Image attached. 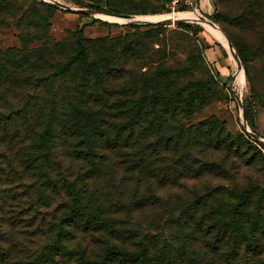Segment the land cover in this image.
Masks as SVG:
<instances>
[{"label": "rangeland", "instance_id": "1", "mask_svg": "<svg viewBox=\"0 0 264 264\" xmlns=\"http://www.w3.org/2000/svg\"><path fill=\"white\" fill-rule=\"evenodd\" d=\"M94 2L0 0V8H4L0 13V76L2 79L10 78L5 86L10 88L9 91L6 92L5 88L1 90L6 96V101H2L0 107L4 106L5 110L12 111L22 109L25 96L32 92V86L27 87L25 83L32 74L52 80L53 86L43 87L45 92L52 94L59 91L64 94L65 83H59L58 77L52 73L56 63L64 60L66 50H56L57 53L54 51L51 54L54 43L67 42L73 46L80 30L86 39L130 37V40L139 43L138 50L125 51L122 47H117L119 49L113 51L116 62L122 68L138 70L142 64H146L148 66H143L142 70L153 71L155 66L149 65L153 62V65L162 63L166 67L181 70L172 82L175 89H182L183 94L193 89L196 81L205 82L204 92L209 103L187 117L170 120L168 125L190 127L210 120L209 130L206 131L209 135L205 141L207 145L212 143V147L205 151L192 150L190 155L198 162L196 170L203 163L216 166L211 172H205L197 178L192 175L184 176L174 164V155L162 153L153 156L149 161L163 167H172L170 171L162 172L166 173V182L161 185L157 179L145 178L136 192V175L125 171L123 167L117 169L114 163L108 162L98 169L91 170L87 165L85 167L79 163H73L71 166L67 160L65 165L67 168L72 167L71 171L75 172V176L80 173L89 179L94 174L93 180L99 179L97 183L94 182L92 190L97 193L99 204L106 210V216L116 221V226L122 229L120 235L109 234L106 237L97 235L95 230L77 229L73 232L74 238L69 241L71 247L84 249L87 254L98 256L106 243L112 241L120 240L130 248H134L144 237H147V241L153 238L162 242L173 220L194 222L192 217L203 216L206 224L202 230H206L207 224H213L209 220L212 212L223 214L221 207L226 201L234 198V194L252 186L264 189V148L257 150L243 146L241 149L229 151L226 145L214 146L219 142L218 145L228 142V133L234 137L244 135L249 139L246 110L252 114V122L248 124L250 130L263 136L257 120L264 131V0H218L217 5L212 0L215 8L213 13L209 15L201 12L217 26L224 39L215 35L197 18L186 16L187 19L180 17L179 20L152 24L135 21L136 17L194 12V8L182 6L184 0L176 5L172 0H101L104 4L102 11L108 12L106 9H109V6L106 4L110 3L112 9L130 12H108L127 16L126 20L122 21L107 20L99 15L96 17L75 11L91 8ZM143 9H148L149 13H138ZM163 10L166 12L161 13ZM154 12L157 15L151 14ZM180 23L189 24L192 29L184 30ZM155 24L159 26L157 29H154ZM195 30L199 31L195 33ZM27 34L39 36V39L30 45V49H45V61L37 60L32 67H29L31 63H27L29 57L23 50L21 39L22 35ZM228 40L239 56L240 66L230 50ZM151 41H154V44L150 45ZM212 49L222 51L223 57H227L234 66L230 77L222 76L216 61H212ZM242 56L248 60L254 87L246 75ZM20 64L25 65L21 67ZM208 79L210 82H206ZM161 82H150L148 88L167 91V79H161ZM236 97H239L242 108ZM39 123L29 122L25 126L33 125L34 129L42 126L37 125ZM218 123L224 127L220 136V130L216 128ZM213 130L215 132H211ZM12 131L9 133H13ZM4 137L7 142H0V225L8 233L4 239L7 240L6 246L10 250L9 258L4 264H29L37 260L42 250L54 242L50 227L60 223L61 217L70 206V197L65 191L52 188L43 190V180L35 176L33 170L25 164L29 161L28 153H20L23 156L21 161L14 156L20 148L24 149L29 145L18 143L19 140L8 143V137ZM159 137V132H156L146 140L155 141ZM2 139L3 137H0V140ZM8 148L12 151H7ZM157 158L162 161H157ZM55 178L61 180L62 176L55 174ZM152 193L160 196L158 203L152 204ZM196 201L199 202L198 207L194 205L197 208L191 205ZM230 251V245L222 246L221 253ZM252 254L248 253L249 258ZM189 256L190 261L197 258L195 254L190 253ZM259 258L263 259V263L259 264H264V255ZM79 262L75 258L65 257L59 264H80Z\"/></svg>", "mask_w": 264, "mask_h": 264}, {"label": "trees", "instance_id": "2", "mask_svg": "<svg viewBox=\"0 0 264 264\" xmlns=\"http://www.w3.org/2000/svg\"><path fill=\"white\" fill-rule=\"evenodd\" d=\"M94 1L91 8L104 10L101 0ZM214 2L218 4V0ZM106 6H109L106 9L108 12L130 13L112 9L110 3ZM182 6L187 7L185 4ZM3 9L0 8V13ZM164 12L166 10L161 11ZM138 13L146 15L149 10L143 9ZM179 25L184 30L192 29L186 23ZM154 26V29L159 27L158 24ZM197 31L199 30H195V33ZM158 35L157 32L156 36ZM229 37L234 44L230 34ZM21 39L23 50L29 57L27 63L32 64L29 67L34 66L37 60L45 61V49H30V45L39 36L27 34L22 35ZM117 47H122L125 51L140 48L139 43L130 40V37L86 39L82 30L73 46L67 42L54 43L51 54L56 50H66L64 60L56 63L52 73L58 77L59 83H65L64 94L59 91L52 94L45 92L43 87L53 86L52 80L32 74L25 82L27 87L32 86V92L25 96L22 109L12 111L5 110L4 106L0 107L3 109L0 110V137H3L0 142L5 143L6 136L8 143L19 140L18 143L28 144L29 146L20 148L14 154L15 158L21 161L23 156L20 153L27 152L29 161L25 164L33 170L35 176L43 180V190L52 188L65 191L70 197V206L60 223L50 227L54 242L42 250L37 260L29 264H59L65 257L75 258L80 264L263 263V259L259 257L264 255V189L260 190L257 186L234 194V198L221 207L223 214H215L210 209L212 214L209 220L213 224H207L206 230H202L206 224L205 218L195 215L191 218L194 222L173 220L162 242L153 238L147 241V237H144L134 248H130L120 240L112 241L106 243L98 256L69 245V241L74 238L73 232L77 229L95 230L97 235L103 237L109 234L120 235L122 229L116 226V221L106 216L97 193L92 190L94 182L97 183L99 179L94 181V174L89 179L80 173L75 176V172L71 171L72 167L67 168L65 165L67 160L71 166L79 163L81 166L87 165L91 170L108 162L114 163L117 169L123 167L125 171L136 175V192L145 178L157 179L161 185L166 182V173L162 172L170 171L172 167H163L149 161L162 153L174 155V164L184 176L192 175L197 178L216 167L214 164L203 163L196 170L198 162L190 155L192 150L205 151L212 147V143L207 145L205 141L209 135L206 131L209 130L210 120L190 127L168 125L170 120L187 117L209 103L204 92L205 82L196 81V86L183 94L182 89H175L172 82L181 70L166 67L162 63L153 65V62L149 64L155 66L153 71H143L142 67L146 64H142L138 70L122 68L113 54L114 49H119ZM241 59L246 66V75L254 87L248 60L245 56ZM23 65L25 64H20L21 67ZM9 79H2L0 76V105L2 101H6L1 90L8 85ZM161 79H167V91L148 88L150 82L162 83ZM206 82H210L209 79ZM9 89L5 88L6 92ZM245 116L248 124H251L252 114L246 110ZM35 121H39L37 125L42 126L34 129L33 125L25 126ZM216 128L220 130V136L224 127L218 123ZM11 130L13 133H9ZM156 132L160 134L159 139L146 140ZM226 137L228 142L218 145L219 142L218 146H214L226 145L229 151L243 146L257 150L264 148L250 136L248 139L244 135L234 137L228 133ZM7 151L12 150L8 148ZM157 161L162 159L157 158ZM55 174L62 176V179L57 180ZM150 196L153 197L152 204L159 202L160 196L157 193ZM198 204L196 201L191 205L197 208ZM7 234L6 229H2L0 225V264H4L10 255L7 240L4 239ZM225 245H230L231 251L221 253L222 246ZM190 253L197 258L190 261ZM248 253H253L251 258Z\"/></svg>", "mask_w": 264, "mask_h": 264}, {"label": "bare ground", "instance_id": "3", "mask_svg": "<svg viewBox=\"0 0 264 264\" xmlns=\"http://www.w3.org/2000/svg\"><path fill=\"white\" fill-rule=\"evenodd\" d=\"M99 16H101L102 18L104 19H107V20H112V21H122V20H126V18L124 16H121V15H114V14H109V15H106V14H98ZM191 17V18H197L199 19L198 21H201V23H203L209 30H211L215 35L217 36H222L221 35V32L220 30L217 28V26L213 23H211L207 18H205L203 16V14L198 11V10H195L194 12H185V13H174V14H170V15H161V16H153V17H141V18H138L136 17V19L140 20L141 22H144V23H154V22H157V21H163V20H168V19H171V20H176L178 18H186L187 17ZM222 39L223 36L221 37Z\"/></svg>", "mask_w": 264, "mask_h": 264}, {"label": "crops", "instance_id": "4", "mask_svg": "<svg viewBox=\"0 0 264 264\" xmlns=\"http://www.w3.org/2000/svg\"><path fill=\"white\" fill-rule=\"evenodd\" d=\"M199 11L203 12V13H207L209 15H211L214 11V5H213V2L212 0H199ZM201 12V13H202ZM222 44V43H221ZM220 49V47H219ZM209 50V49H208ZM208 53V51H207ZM222 51L218 50V49H212V55H213V58L212 61H216V65L218 67V70L220 71L221 75L224 76L225 78L227 77H230V75H232V73L234 72V66L230 63L229 60H227L228 58L227 57H223L222 55ZM263 117H264V114H263ZM257 125L259 127V131H261V133L263 134V136L261 137H264V131L261 127V125L259 124V121L257 120Z\"/></svg>", "mask_w": 264, "mask_h": 264}, {"label": "water", "instance_id": "5", "mask_svg": "<svg viewBox=\"0 0 264 264\" xmlns=\"http://www.w3.org/2000/svg\"><path fill=\"white\" fill-rule=\"evenodd\" d=\"M198 1V0H197ZM197 8H198V5H197ZM75 11H77L78 13H81V14H87V15H91V16H98V14H106V15H109V14H112V13H108V12H105V11H102V10H99V9H96V8H80V9H76ZM115 15V14H114ZM124 16V15H122ZM125 18H127V16H124ZM136 19V18H135ZM180 18L176 19V20H179ZM132 21V20H131ZM135 21H140V20H135ZM168 21H171V19H168V20H163V21H157V22H154V23H161V22H168ZM144 23V22H143ZM146 24H152V23H146ZM229 41V40H228ZM229 47H230V50L235 58V60L237 61V64L240 66L241 65V62L239 60V56L238 54L236 53L235 51V48L233 46V44L229 41ZM239 104H240V100H239V97H236ZM241 99V98H240ZM240 107L242 108L241 104H240ZM245 120V118H243ZM246 130L248 132V134H250V136H252V138L254 140H256V142L262 144L264 146V138H262L261 136H259L258 134L252 132L248 126V123L246 121Z\"/></svg>", "mask_w": 264, "mask_h": 264}, {"label": "built area", "instance_id": "6", "mask_svg": "<svg viewBox=\"0 0 264 264\" xmlns=\"http://www.w3.org/2000/svg\"><path fill=\"white\" fill-rule=\"evenodd\" d=\"M180 2H181V0H174L173 1V3L175 5L178 4V3H180ZM198 3H199V0L198 1L197 0H184V4L185 5L190 6V7L194 8V10H198L199 11V9L197 8V5L199 7V4Z\"/></svg>", "mask_w": 264, "mask_h": 264}]
</instances>
